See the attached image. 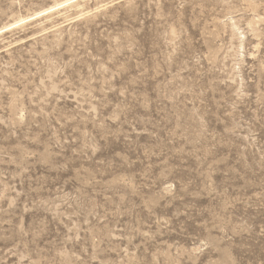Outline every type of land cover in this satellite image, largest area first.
<instances>
[{
	"label": "rangeland",
	"instance_id": "rangeland-1",
	"mask_svg": "<svg viewBox=\"0 0 264 264\" xmlns=\"http://www.w3.org/2000/svg\"><path fill=\"white\" fill-rule=\"evenodd\" d=\"M0 264H264V0H0Z\"/></svg>",
	"mask_w": 264,
	"mask_h": 264
}]
</instances>
